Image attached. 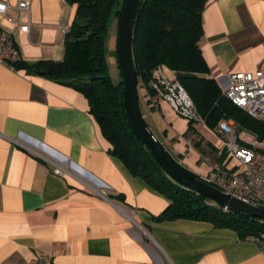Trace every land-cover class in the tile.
Listing matches in <instances>:
<instances>
[{
	"label": "crops",
	"instance_id": "1",
	"mask_svg": "<svg viewBox=\"0 0 264 264\" xmlns=\"http://www.w3.org/2000/svg\"><path fill=\"white\" fill-rule=\"evenodd\" d=\"M6 1L14 7L2 23L21 60H62L77 5L29 0L21 9L20 0ZM202 28L201 52L221 88L232 73L264 70V0H207ZM155 75L177 78L166 65ZM154 88H144L142 113L178 161L204 176L209 158L236 165L218 125L193 122V133ZM111 148L82 92L0 66V264H264L253 237L209 221L156 220L170 200Z\"/></svg>",
	"mask_w": 264,
	"mask_h": 264
},
{
	"label": "trees",
	"instance_id": "2",
	"mask_svg": "<svg viewBox=\"0 0 264 264\" xmlns=\"http://www.w3.org/2000/svg\"><path fill=\"white\" fill-rule=\"evenodd\" d=\"M124 1L68 0L77 8L76 17L65 35L64 58L33 63L19 60L14 66L71 85L88 98L90 112L112 144L110 153L170 200L169 206L155 217L156 220L188 218L209 221L215 226L235 230L242 239L257 237L264 232L263 219L224 210L205 195L180 185L133 132L123 104L122 71L121 80L115 83L110 75L106 49L109 23L116 17L119 24ZM206 2L141 0L133 38L139 85L148 94H154L155 71L166 65L176 71L177 79L187 88L209 127H216L222 119H233L242 130L263 139L264 121L235 105L224 95L217 80L209 76L199 45ZM190 123V131L198 134L193 122ZM195 145L200 147L201 143ZM235 170L236 167L232 172Z\"/></svg>",
	"mask_w": 264,
	"mask_h": 264
},
{
	"label": "built area",
	"instance_id": "3",
	"mask_svg": "<svg viewBox=\"0 0 264 264\" xmlns=\"http://www.w3.org/2000/svg\"><path fill=\"white\" fill-rule=\"evenodd\" d=\"M29 6V0H20L17 5L21 9H28ZM13 7L10 2L0 0V66L7 65L11 68L15 67L21 57L15 40L4 28L2 19ZM61 28L66 31V26L62 25ZM153 85L160 90L161 98L166 100L178 115L202 126L207 125L205 117L198 112L193 97L177 78L156 75ZM222 91L250 116L264 121V70L232 73L229 83ZM218 129L226 137V150L229 158L236 161V165H213L212 171L218 178L217 182L239 199L252 205L264 206V138L255 137V141L249 143L251 146L243 144L242 142L246 141L240 135L239 125L230 119L220 120ZM235 167L236 170L232 172ZM55 171L62 174L61 168H56ZM255 239L264 252V232Z\"/></svg>",
	"mask_w": 264,
	"mask_h": 264
},
{
	"label": "water",
	"instance_id": "4",
	"mask_svg": "<svg viewBox=\"0 0 264 264\" xmlns=\"http://www.w3.org/2000/svg\"><path fill=\"white\" fill-rule=\"evenodd\" d=\"M140 2L141 0L124 1L116 40V56L123 75V104L133 132L150 149L166 173L180 185L205 195L221 208L264 220V206L252 205L239 199L221 183L183 165L146 122L140 106V85L133 57V38Z\"/></svg>",
	"mask_w": 264,
	"mask_h": 264
},
{
	"label": "rangeland",
	"instance_id": "5",
	"mask_svg": "<svg viewBox=\"0 0 264 264\" xmlns=\"http://www.w3.org/2000/svg\"><path fill=\"white\" fill-rule=\"evenodd\" d=\"M118 25H119L118 24V19L112 18L111 21H110V23H109V30H108L107 41H106V44H107L106 45V49H107V62H108L109 70H110V75H111V77H112V79H113V81L115 83H118L121 80L120 69H119V66H118L117 56H116V40H117V34H118ZM143 91H145V89L142 86H140V88H139V94H140V106H141V110L144 109L145 108V105H146L145 104V96L143 94ZM155 135L164 144V142L162 141L161 137L159 135H157L156 133H155ZM240 135L243 138V140H245L248 143H253L255 141V136L252 135L250 132L240 131ZM197 138L198 137L192 138L191 143L193 144L194 141ZM164 145L170 151V153L176 159H178L177 155L175 153H173L172 150L166 144H164ZM207 161H208V164H210V166L212 168V166H213V159L209 158ZM207 177L213 179L214 181H217V179H218L216 177L214 171H210L209 172V175Z\"/></svg>",
	"mask_w": 264,
	"mask_h": 264
}]
</instances>
